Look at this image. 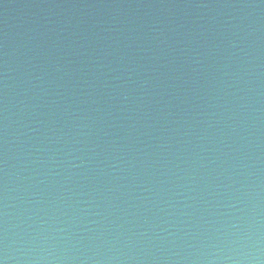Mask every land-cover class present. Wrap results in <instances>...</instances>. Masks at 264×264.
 <instances>
[{"label": "water", "instance_id": "95a60500", "mask_svg": "<svg viewBox=\"0 0 264 264\" xmlns=\"http://www.w3.org/2000/svg\"><path fill=\"white\" fill-rule=\"evenodd\" d=\"M0 264H264V0H0Z\"/></svg>", "mask_w": 264, "mask_h": 264}]
</instances>
